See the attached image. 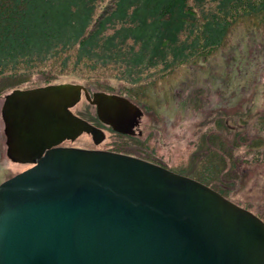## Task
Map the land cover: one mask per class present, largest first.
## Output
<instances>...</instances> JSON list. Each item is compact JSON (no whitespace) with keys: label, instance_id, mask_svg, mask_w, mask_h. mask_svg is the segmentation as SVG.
Segmentation results:
<instances>
[{"label":"water","instance_id":"1","mask_svg":"<svg viewBox=\"0 0 264 264\" xmlns=\"http://www.w3.org/2000/svg\"><path fill=\"white\" fill-rule=\"evenodd\" d=\"M81 87L5 94L7 154L33 163L0 181V264H264V219L210 184L141 156L54 145L96 128L70 108ZM64 89L60 104L52 93ZM100 95L114 126L122 107L127 125L142 114L126 96Z\"/></svg>","mask_w":264,"mask_h":264},{"label":"trees","instance_id":"2","mask_svg":"<svg viewBox=\"0 0 264 264\" xmlns=\"http://www.w3.org/2000/svg\"><path fill=\"white\" fill-rule=\"evenodd\" d=\"M254 13L264 21V0H0V78L37 72L50 79L69 71L99 81L111 75L123 84L107 87L128 94V84L161 77L180 62L224 46L233 24ZM256 89L255 84L246 106L237 108L243 118L239 127L261 115L247 106ZM240 133H217L220 146L211 140L196 148L192 157L203 163L190 172L264 219L263 211L238 194L235 177L223 175L249 152L257 158L254 147L239 151L231 139L228 143ZM217 151L219 161L212 157Z\"/></svg>","mask_w":264,"mask_h":264},{"label":"rangeland","instance_id":"3","mask_svg":"<svg viewBox=\"0 0 264 264\" xmlns=\"http://www.w3.org/2000/svg\"><path fill=\"white\" fill-rule=\"evenodd\" d=\"M121 80L108 75L98 81L69 71L57 72L50 79L37 72H27L16 78H0V181L29 166L7 157L2 117L7 92L15 86L48 82H84L93 88L113 90L107 86H119L123 84ZM255 84L254 98L247 101V106L252 104L253 113L261 115L250 116L246 126L239 127L243 118L237 108L242 103L246 106L245 98ZM128 85V94L121 93L142 108L138 126L143 138L137 141L142 145L141 155L176 171L182 172L179 169H183L186 172L182 173L195 177L190 171L196 170L203 161L199 159L196 162L192 152L196 148L208 147L211 140L220 146L217 133L228 131L233 135L241 131L239 140L231 137L228 143L231 139L234 149L238 147L239 151L242 147H254L257 158L252 160L249 152L248 157L238 160L239 165L233 161L232 168L223 175L228 180L235 177L238 194L248 201L249 207L263 211L264 215V21L261 22L257 13L241 16L233 24L226 44L206 57L197 55L178 63L161 77H149V80ZM73 108L88 118H94L93 106L88 107L84 96ZM219 111L225 114L215 115ZM243 140L246 143L241 145ZM219 156L220 151H217L212 157L219 161ZM238 170H243V176Z\"/></svg>","mask_w":264,"mask_h":264},{"label":"flooded vegetation","instance_id":"4","mask_svg":"<svg viewBox=\"0 0 264 264\" xmlns=\"http://www.w3.org/2000/svg\"><path fill=\"white\" fill-rule=\"evenodd\" d=\"M51 83H55V82H51ZM74 83H79L82 85L81 97L84 96L87 99L88 107L89 105L93 106L94 118H88L84 116V114L78 113L73 108L78 101L75 104H73L70 108L75 114L87 119L96 128L94 132H92L91 130L83 129L74 137L65 135V137L57 141L54 145H76L86 148L107 149V150H114V151L129 153L147 158L141 155L142 145L138 144L137 142L138 138H143L141 129L138 126L141 120V115L133 119L134 122L132 126L127 125L128 123L126 122V120L128 117L127 114L125 113L124 108L122 107L123 109L122 119H119L117 126H114L113 123H111V121H109L108 119L101 118L98 112V105L93 100L94 97H99L101 96L100 94L102 93H116L126 96L129 99L131 98L128 95L121 93L120 91L117 90H109L103 87L93 88L91 87V85L84 82H74ZM39 85H44V84H36L34 86L32 85V86H24V87L15 86V87L27 88V87H35ZM68 90L69 89H64L62 90V92L56 91L55 93H52V95L57 96V100L61 104L63 101L67 99V96L69 95ZM59 93H61L60 96ZM104 113L107 115L109 114V112H104ZM61 117L64 123H67L68 125H74V122H72L70 119H67V115L63 111L61 112ZM6 153H7V148H6ZM7 157L17 163H28L29 165L33 163V161H28V160L27 161L14 160L9 155Z\"/></svg>","mask_w":264,"mask_h":264}]
</instances>
